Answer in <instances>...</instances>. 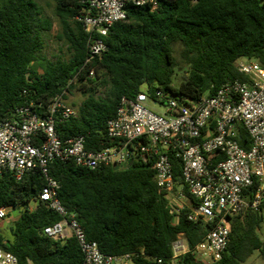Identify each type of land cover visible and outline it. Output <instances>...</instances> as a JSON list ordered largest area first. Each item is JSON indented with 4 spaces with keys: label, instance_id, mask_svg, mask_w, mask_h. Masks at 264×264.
I'll list each match as a JSON object with an SVG mask.
<instances>
[{
    "label": "trees",
    "instance_id": "obj_1",
    "mask_svg": "<svg viewBox=\"0 0 264 264\" xmlns=\"http://www.w3.org/2000/svg\"><path fill=\"white\" fill-rule=\"evenodd\" d=\"M52 1L61 29L59 39L68 46L70 57L44 60L39 72L35 64L44 49L43 34L52 30L53 21L43 16L35 0H0V121L30 103L40 105L35 109L42 112L56 95L77 88L84 95L76 108L78 116L57 125L56 131L62 141L86 135V148L91 151L110 146L107 122L116 116L123 98H135L143 87L151 94L162 90L197 101L213 96L228 82L246 81L236 68L241 58L256 60L264 68V0H159L153 12L147 7L130 8L127 21L110 28L105 38L107 52L88 66L90 35L76 21L82 8L77 0ZM177 45L187 72L175 88L172 81L180 66L175 58ZM91 69L94 78L84 82ZM102 89L104 96L97 97ZM238 142L249 147L244 130ZM49 176L59 184L58 196L68 214L104 255L137 254L132 264H206L192 251L209 225L189 222L187 211L177 225L172 223L150 165L132 161L126 169L89 170L55 160ZM175 180L181 184L178 163ZM45 184L39 171L27 172L19 181L12 174L0 176V209L24 206L9 229L11 239L0 233V248L22 264L28 260L83 264L73 235L55 240L43 232L61 220L37 202ZM33 202L37 204L30 210ZM261 222L260 212L247 211L232 218L227 249L215 264H242L254 251L264 259V243L257 235ZM179 237L189 252L174 262L172 244Z\"/></svg>",
    "mask_w": 264,
    "mask_h": 264
},
{
    "label": "built area",
    "instance_id": "obj_2",
    "mask_svg": "<svg viewBox=\"0 0 264 264\" xmlns=\"http://www.w3.org/2000/svg\"><path fill=\"white\" fill-rule=\"evenodd\" d=\"M77 4L82 9L76 21L90 35L88 66L107 52L105 38L110 28L127 21L130 8L147 7L153 12L159 0H77ZM236 68L246 81L228 82L213 96L197 101L162 90L152 94L142 90L133 99L123 98L116 116L106 124L110 146L97 151L86 148V135L62 141L57 134V125L78 116L68 103V89L42 112L34 103L18 107L9 119L0 121V176L12 174L19 181L27 172L41 173L46 184L37 202L61 217L43 232L55 240L73 235L83 264H132L137 254L104 255L96 242L87 240L82 226L62 205L59 184L49 176V167L55 160L89 170L126 169L132 161L148 164L165 195L172 223L177 225L187 211L189 222L209 225L192 251L195 258L218 263L229 242L230 220L247 211L260 212L264 206V68L246 58L239 59ZM94 76L91 69L84 82ZM241 130L250 141L247 149L238 142ZM175 163L180 166L181 184L175 180ZM7 215V208H1L0 220ZM172 249L174 262L189 252L182 237ZM0 264L22 263L0 248Z\"/></svg>",
    "mask_w": 264,
    "mask_h": 264
},
{
    "label": "rangeland",
    "instance_id": "obj_3",
    "mask_svg": "<svg viewBox=\"0 0 264 264\" xmlns=\"http://www.w3.org/2000/svg\"><path fill=\"white\" fill-rule=\"evenodd\" d=\"M42 9L43 16L50 18L53 21V28L50 32L43 34L44 49L40 54L39 61L35 64L39 72H42V63L44 60L55 62L57 59L67 60L70 57L68 46L66 43L59 39L60 25L59 20L55 16V4L52 0H35ZM181 47L177 45L175 47V58L180 64L176 69L175 76L173 77L172 85L175 88L180 86L183 78L186 76L187 68L180 61ZM146 90V87H143ZM104 90H99L96 94L97 97L104 96ZM84 99L82 91L79 89H74L68 98L69 105L77 108ZM156 110L161 111L159 107H154ZM30 207H34L31 203ZM24 210V206H19L15 209H7V217L0 220V233L6 238L11 239L10 227L14 224V221L20 216L21 212ZM262 217V222L259 229L257 230L258 237L264 243V208L260 211ZM242 264H264V259L261 257L259 251H254L253 254Z\"/></svg>",
    "mask_w": 264,
    "mask_h": 264
},
{
    "label": "water",
    "instance_id": "obj_4",
    "mask_svg": "<svg viewBox=\"0 0 264 264\" xmlns=\"http://www.w3.org/2000/svg\"><path fill=\"white\" fill-rule=\"evenodd\" d=\"M115 170H118V168H115Z\"/></svg>",
    "mask_w": 264,
    "mask_h": 264
}]
</instances>
